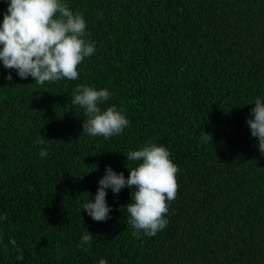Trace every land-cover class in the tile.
<instances>
[{"label": "trees", "instance_id": "obj_1", "mask_svg": "<svg viewBox=\"0 0 264 264\" xmlns=\"http://www.w3.org/2000/svg\"><path fill=\"white\" fill-rule=\"evenodd\" d=\"M64 2L95 44L79 79L8 81L0 62V264H264V155L246 123L264 98V0ZM78 84L111 93L101 107L126 116L120 135L81 133ZM148 141L169 150L179 187L167 226L134 238L128 187L106 190L104 222L83 204L106 166L127 178V153Z\"/></svg>", "mask_w": 264, "mask_h": 264}, {"label": "clouds", "instance_id": "obj_2", "mask_svg": "<svg viewBox=\"0 0 264 264\" xmlns=\"http://www.w3.org/2000/svg\"><path fill=\"white\" fill-rule=\"evenodd\" d=\"M7 9L0 23V62L10 70L6 79L12 80L11 70L21 79L32 77L37 85L56 82L62 79H79L78 66L95 52V44L86 38V20L79 12H73L64 0H5ZM111 93L104 88L96 89L86 84H78L73 89L72 103L83 110L82 132L90 137L102 136L108 139L120 135L128 127L129 121L115 105L102 109L101 105L110 99ZM246 123L251 136L258 141V150L264 155V98L256 97ZM202 140L212 142V135L203 131ZM43 144L37 137L34 144ZM41 148L39 155L47 156ZM126 161L135 163L128 168L126 178L123 172L117 173L106 166L105 174L98 181L94 200L83 204V211L96 222L110 218L111 208L107 204V189L118 194L128 187L131 202L121 206L126 209L128 226L134 238L143 232L155 236L163 230L168 219V202L177 197L178 166L170 158L164 145L148 141L139 150L129 151ZM91 193H88V197ZM0 215V220L6 219ZM89 231L81 237L83 247L91 242ZM16 245L13 239L10 241ZM5 250L7 246L5 245ZM87 251V249H84ZM23 260V256H17ZM99 264H107L101 259Z\"/></svg>", "mask_w": 264, "mask_h": 264}]
</instances>
